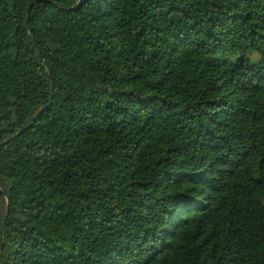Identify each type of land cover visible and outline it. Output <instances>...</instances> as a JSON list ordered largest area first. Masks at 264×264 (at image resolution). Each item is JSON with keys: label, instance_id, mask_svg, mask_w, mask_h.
<instances>
[{"label": "trees", "instance_id": "obj_1", "mask_svg": "<svg viewBox=\"0 0 264 264\" xmlns=\"http://www.w3.org/2000/svg\"><path fill=\"white\" fill-rule=\"evenodd\" d=\"M0 264H264V0H0Z\"/></svg>", "mask_w": 264, "mask_h": 264}]
</instances>
